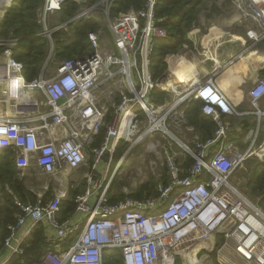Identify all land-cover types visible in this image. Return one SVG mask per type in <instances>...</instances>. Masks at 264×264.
Wrapping results in <instances>:
<instances>
[{
	"label": "built area",
	"instance_id": "built-area-1",
	"mask_svg": "<svg viewBox=\"0 0 264 264\" xmlns=\"http://www.w3.org/2000/svg\"><path fill=\"white\" fill-rule=\"evenodd\" d=\"M64 1L44 0L38 8L47 55L36 78L27 80L23 63L12 57L16 39L0 38V123L6 140L0 150L14 152L19 176L36 189L29 190L34 203L15 197L16 221L8 225L1 242L0 264L12 257L14 264H27L22 243L38 224L47 243L42 264H104L107 248L119 250L123 264H175L185 248L211 238L210 247L204 246L197 256L220 243V248L227 247L248 264H264L263 206L259 197L250 199L231 179L252 156L264 161V77L249 90L250 109L242 111L209 73L178 83L163 78L155 82L150 55L154 39L166 34L156 24L157 0H145L140 9L115 16H110L114 0H101L97 4L111 45H103L107 39L100 29L90 31L91 54L50 67L53 32L95 11V5H88L50 26L49 16ZM233 4L236 22H248L244 26L249 44L236 54L240 56L264 41V0ZM164 85L172 99L155 102L154 88ZM194 100L201 102L202 113L215 128L201 138L187 123L186 131L193 134L182 141L174 125L179 118L186 119ZM250 113L256 123L244 134L246 145L239 147L230 138L225 117ZM101 125L105 133L95 145ZM188 158L191 163L186 165ZM88 165L83 174L86 186L74 199L75 210L61 219L60 203L69 184L78 186L74 175ZM126 171L134 174L123 187L127 196L111 201L112 179ZM42 177L47 180L40 181ZM145 182L154 184V195L129 196ZM46 193L53 196L45 198Z\"/></svg>",
	"mask_w": 264,
	"mask_h": 264
},
{
	"label": "trees",
	"instance_id": "trees-1",
	"mask_svg": "<svg viewBox=\"0 0 264 264\" xmlns=\"http://www.w3.org/2000/svg\"><path fill=\"white\" fill-rule=\"evenodd\" d=\"M101 0H85L86 5H94ZM203 0H157L155 6L156 24L165 29L166 34L156 37L150 55L151 76L155 82L166 76L168 67L178 61L179 51L184 44H191L187 34L196 23L197 9ZM44 0H13L7 7L0 20V38H15L16 45L12 48V57L23 63V74L27 80L38 76L47 55L45 37L40 34L41 23L38 17V8ZM145 0H114L111 6V15L115 16L130 8L140 9ZM81 4L74 0H65L60 10L61 21L71 18ZM99 22L94 18H80L71 21L65 27L53 32L55 52L62 59L91 54L92 48L88 40V33L99 28ZM2 48H0L1 50ZM177 59V60H175ZM263 59H258L261 61ZM264 74V71H263ZM155 102H161L167 92L154 88ZM186 118L205 138L212 134L215 123L201 111V102L194 100L186 110ZM105 133V127L100 128L95 144H99ZM191 163L188 158L186 165ZM250 179L251 190L254 194L264 192V163H258L252 170ZM8 187V189L6 188ZM81 187L71 190V198L60 203L59 216L66 219L75 210L74 197L80 193ZM156 193L153 183L143 185L131 196L142 198L144 195ZM49 194L45 196L48 198ZM15 197L23 202H35V195L24 185L19 178L15 166L14 153L11 149L0 150V242L8 235V225L16 221L18 207ZM125 194L110 195L111 201L123 199ZM264 199V197L262 198ZM24 258L27 264H42L43 249L47 246L42 225H37L22 243ZM104 264H123L119 250L107 248L103 252ZM16 257H12L7 264H14Z\"/></svg>",
	"mask_w": 264,
	"mask_h": 264
},
{
	"label": "rangeland",
	"instance_id": "rangeland-1",
	"mask_svg": "<svg viewBox=\"0 0 264 264\" xmlns=\"http://www.w3.org/2000/svg\"><path fill=\"white\" fill-rule=\"evenodd\" d=\"M12 1L13 0H0V15L3 14L4 9H7V7L12 4ZM74 1L79 2L81 4V6L79 7V10H82L86 6H88V5H86L85 0H74ZM94 5H95V11L91 12V14L93 16H91L89 18H94L99 22L100 26L98 29H100L102 37L107 39L103 43V45L109 46V45H111V42L109 40L110 33H109L107 26L105 25V22H104L105 18L100 12V9H99L100 4H94ZM237 13H238V10L235 7V4H233V0H203L197 9L196 23H195V25H193V27L191 28V30L187 34V37L191 41V44L190 45H188V44L183 45V47L179 51L178 60L180 58L184 59L186 57H192V56L195 59L202 58L200 56V53H202V50H203V47H202L203 41L208 35H210L212 33H220L221 32V33H223L224 36L227 35V33L238 34V33H244L245 32V34H246V27L244 25L245 24L248 25V22L244 21V23L241 25L237 24V23H236V26L232 25V21H233V19H235V16ZM110 16H112L111 12H110ZM48 22H49L50 26L53 27L56 24L63 23L64 21L63 22L61 21V15L57 11V12H55L49 16ZM0 54H1V50H0ZM83 54H85V53H83ZM60 60H64V59L57 56V54L55 52L54 57L49 62L50 67L54 66L55 63H57ZM175 60H177V59H175ZM179 63H181V62H179ZM169 69H170V67H168V69L166 71V76L162 80L169 81V77H170V75L168 74ZM50 72H51V70L50 71L48 70L47 74ZM166 97L169 98V96H166ZM233 118L236 119L235 116H227L226 121L230 122V120H232ZM186 119L185 118H182V119L179 118V120L176 121L177 123L174 125V128L176 130V136H178L182 141H187V139H189L188 136H190L189 132H187L186 128H185V125L188 123ZM1 135H3V126L0 123V136ZM160 139H161L162 143L166 142L165 138H160ZM174 148H175V146H174ZM133 163H135V161ZM258 163H264V161H261L256 156H252L251 158L247 159L243 163V165L239 169H237V171L234 172L231 179L237 185V187L244 194H246L250 199L257 201V199L259 197L258 202L263 206V209H264V199H262L264 197V192L262 194L256 195L252 192L251 186H250V179L253 176L252 170ZM88 169H89V165H88V167L83 166L78 171H76V173L74 175V179L76 176V179L79 180V185L76 187L77 188L81 187L80 193L82 192V190L86 186V180L83 178V174ZM133 176H134L133 173H129L127 171L125 173L122 172V173L116 174L114 176V178L112 179V182L110 184V188H109L110 195H114V194L116 195L118 193H121V194H125V196H127V193L125 192L123 187L125 184L130 183ZM146 178L152 179V177H149L148 173L146 175ZM28 180H26L25 186L29 190L31 189L32 191H36L35 186L31 184V181H28ZM45 180H47L46 177H42L40 179V181H43V182ZM49 183L51 184V181ZM143 185H146V182ZM74 188H75L74 185L69 184V187L67 189V195L64 198V200H68L69 198H71V190ZM139 189H137V190H139ZM137 190H135L133 193L129 194V196L134 194ZM47 194L48 193H46L45 196ZM78 194L79 193H77L75 195V197ZM52 196H53V194H50L48 197L51 198ZM75 197H74V199H75ZM0 245H1V242H0ZM220 246H221L220 243H218L217 247H215L214 250L208 251L207 253L202 252L199 254L198 257H201L202 255H203V257H207L206 258L207 262H209L211 264H248V263L244 262L243 260L233 256L228 251V249H225V248L222 249V248H220ZM191 258H193V257H189V259H191ZM184 261L185 260L182 259V257H181V258L176 259L175 264H190V260H189V263H186ZM197 264H199V263H197Z\"/></svg>",
	"mask_w": 264,
	"mask_h": 264
},
{
	"label": "crops",
	"instance_id": "crops-1",
	"mask_svg": "<svg viewBox=\"0 0 264 264\" xmlns=\"http://www.w3.org/2000/svg\"><path fill=\"white\" fill-rule=\"evenodd\" d=\"M236 23L240 25L243 24L242 21L238 23L236 19H233L232 25L236 26ZM248 44L249 42L246 40L245 32L238 34L227 33L225 36L221 32L212 33L203 41V50L202 53H200L202 58L195 59L193 56L186 57L187 59L180 58L178 60V62H181L178 64L179 68L174 67L172 70L171 67L169 69V80L178 83V80L180 81V79L184 77V74L183 77L182 75H178V71L182 69H190L194 72L195 76H204L209 73L215 85L228 96L231 103L238 110H249L251 100L249 90L255 84L258 77H264V41L258 43L254 48L247 49L242 55L236 56V54L243 51ZM258 59L263 60L258 61ZM191 60L198 64L199 69L190 68ZM167 96H169V98L166 97L163 101L172 99L171 93L168 92ZM261 103H264V96L261 99ZM235 117L236 119L233 118L230 122L226 121L225 117V121L229 125V135L234 143L239 147H244L246 145L244 134L249 128L255 126L256 118L252 113ZM102 126L103 125L99 127L95 134L94 144ZM194 132L202 137L200 131L197 130L195 126ZM192 134L193 133L189 132L190 136H188V138H190ZM19 178L24 181L25 185V179L20 176Z\"/></svg>",
	"mask_w": 264,
	"mask_h": 264
},
{
	"label": "bare ground",
	"instance_id": "bare-ground-1",
	"mask_svg": "<svg viewBox=\"0 0 264 264\" xmlns=\"http://www.w3.org/2000/svg\"><path fill=\"white\" fill-rule=\"evenodd\" d=\"M190 62H191V65H190L191 69H199L198 68L199 66H198L197 63H195L192 60ZM178 64H179V62H176L175 64H173L172 70H173L174 67L175 68H179ZM183 74H184V77H183ZM178 75H182V77H183V78L180 79V81L178 80V82H183L184 79H188V78H191V77H197L198 76V75L195 76L194 72L191 71L190 69H188V70L182 69V70L178 71ZM170 81H172V80H170ZM12 83H14V82H12ZM168 88L169 87L167 85H164L163 87H161L162 90H167ZM5 141L6 140H5L4 135H1L0 136V145H3L5 143ZM211 241H212V238L208 239V240H205L203 242H200V243H195V244L192 245V247H190L188 249L185 248L182 251V255H181L182 259L185 260L184 262L189 263V260H190V264H197V263H199V264H210L206 260L207 257L199 258L197 256V253H199L200 249H202L204 246L209 248L210 245H211ZM225 249H227V247H225ZM189 257H193V258L189 259Z\"/></svg>",
	"mask_w": 264,
	"mask_h": 264
},
{
	"label": "water",
	"instance_id": "water-1",
	"mask_svg": "<svg viewBox=\"0 0 264 264\" xmlns=\"http://www.w3.org/2000/svg\"><path fill=\"white\" fill-rule=\"evenodd\" d=\"M93 178H95V175L93 176Z\"/></svg>",
	"mask_w": 264,
	"mask_h": 264
}]
</instances>
